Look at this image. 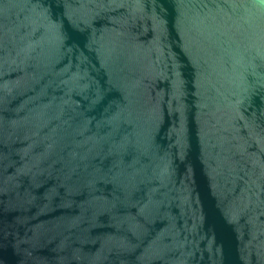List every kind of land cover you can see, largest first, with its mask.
<instances>
[{"label":"water","instance_id":"1","mask_svg":"<svg viewBox=\"0 0 264 264\" xmlns=\"http://www.w3.org/2000/svg\"><path fill=\"white\" fill-rule=\"evenodd\" d=\"M0 264H264V0H0Z\"/></svg>","mask_w":264,"mask_h":264}]
</instances>
